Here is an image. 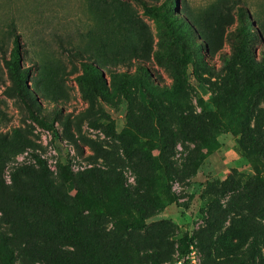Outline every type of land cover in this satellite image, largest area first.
I'll return each mask as SVG.
<instances>
[{
  "label": "rangeland",
  "instance_id": "rangeland-1",
  "mask_svg": "<svg viewBox=\"0 0 264 264\" xmlns=\"http://www.w3.org/2000/svg\"><path fill=\"white\" fill-rule=\"evenodd\" d=\"M0 166L16 264L80 257L41 185L73 203L116 184L144 225L81 211L102 259L184 264L187 236L185 264H264V0H0Z\"/></svg>",
  "mask_w": 264,
  "mask_h": 264
},
{
  "label": "trees",
  "instance_id": "trees-1",
  "mask_svg": "<svg viewBox=\"0 0 264 264\" xmlns=\"http://www.w3.org/2000/svg\"><path fill=\"white\" fill-rule=\"evenodd\" d=\"M177 5V0H171ZM165 4L169 3V0H164ZM245 29V28H244ZM20 54V45L18 41L13 39V46L10 51V57L3 58L4 62L9 68H12L14 73L18 76H22V73L18 71V59ZM83 71L94 74L95 69L88 63H82ZM143 72V68L140 67ZM28 114L38 126L48 130H53V125L50 124L45 118L37 115L28 105ZM33 158L41 163L43 160L36 154L32 155ZM2 167L0 166V188H4L5 184L1 177ZM19 172L26 174L29 172L26 166H18L11 172V179L15 184L20 181ZM40 190L42 193V199L55 211H57L63 218L66 224L64 232L53 233L52 236L67 242L74 246L80 253L79 258L58 259V264H116L117 257L115 255L109 258L102 259L98 256L95 250V245L90 241L82 232L76 217L83 211L88 210L94 214H101L109 216L113 219L114 225L120 229H141L144 225V221L139 213L134 212L130 207L124 205L121 201L123 187L120 184L115 186H105L104 196L102 199H98L91 194H86L81 191L75 193V202L66 203L56 197H54L48 190L46 185H41ZM191 240L184 236L181 240V258L183 262H187L188 255L190 254ZM184 263V264H185ZM0 264H16L13 260L12 250L7 245L4 239H0Z\"/></svg>",
  "mask_w": 264,
  "mask_h": 264
}]
</instances>
